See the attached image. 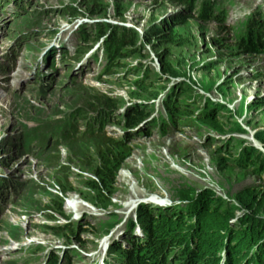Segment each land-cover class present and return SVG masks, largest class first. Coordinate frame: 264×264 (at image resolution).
Listing matches in <instances>:
<instances>
[{
    "label": "rangeland",
    "instance_id": "1",
    "mask_svg": "<svg viewBox=\"0 0 264 264\" xmlns=\"http://www.w3.org/2000/svg\"><path fill=\"white\" fill-rule=\"evenodd\" d=\"M197 1L19 0L21 10L12 0L0 1V179L6 181L0 224L8 222L0 264H44L53 254L57 264L63 259L62 264H93L97 255L84 251L102 239V227L120 203L127 204L119 218L132 214L140 201L148 203L138 195L142 192L159 195L156 204L170 197L189 204L193 199L185 196L198 191L200 199L211 191L214 208L198 219L197 230L189 229L206 254L213 250L207 242H220L223 224L232 221L236 208L264 219V51L259 50L264 9L258 6L264 0H211L199 6ZM213 2L222 5L216 10ZM244 8L253 13L247 31L239 35ZM256 24V43L242 45L240 39ZM70 29L73 37L66 36ZM51 44L65 47L54 50L62 58L49 55ZM100 44L102 60L111 50L107 63L99 51L98 62L81 66L85 52ZM100 62L103 72H98ZM170 86L177 96H167L169 89L152 101ZM180 96L176 103L166 102ZM143 102L153 103L155 115L166 113L172 127L146 119L124 134L126 122L137 114L133 109L150 115ZM167 103L174 116L168 115ZM250 130L259 148L249 146L246 156L236 160L239 145L254 141L242 134ZM30 134L34 139L25 143ZM101 154L121 159L109 189L100 181L97 189L91 186L99 179L97 168L108 180ZM75 202L80 208H72ZM123 223L115 231L118 237L124 234ZM186 238L166 246L162 264L183 261L185 251L168 262ZM248 238L238 236L244 242ZM146 257L161 264V254ZM124 261L122 253L114 254V262Z\"/></svg>",
    "mask_w": 264,
    "mask_h": 264
},
{
    "label": "trees",
    "instance_id": "2",
    "mask_svg": "<svg viewBox=\"0 0 264 264\" xmlns=\"http://www.w3.org/2000/svg\"><path fill=\"white\" fill-rule=\"evenodd\" d=\"M169 1L171 2V0H169ZM180 1L181 0H175L171 3L176 4L175 2H180ZM185 2L190 3L191 0H185ZM15 7L18 10H21V5L19 8L17 5H15ZM247 20L244 22V25H243L245 32L247 31ZM259 29H260V27L257 24L251 26L249 28L247 34L244 36V39H240L241 44L244 46L248 45L249 48H250L251 44H255L257 33H258ZM111 31H113V30L110 29V33H111ZM108 36H109V33H108ZM256 48H259V44L257 45ZM261 49H262V46L260 45L259 50H261ZM261 51H264V49H262ZM169 94H174V96H177L176 88L175 89L172 88L171 91L167 94V96ZM177 100H179L178 97L177 98L171 97V99L169 101H166V102L176 103ZM170 103H167L168 109L171 110V112H168V115L174 116L175 109L173 108V105ZM148 109H150V108H148ZM133 113H137V114L135 116H132L129 118V120L126 122L127 127H132L133 125L138 123V121L140 119H142L143 116H145L144 114H147V113L143 112V110L141 108L139 110L133 109ZM73 115L74 114H69V116L75 117ZM146 116H148V115H146ZM85 118L90 119V116L89 117L86 116ZM152 120L155 121L157 123V125H161L163 122L165 123V121H166L165 118H164V120L159 119V118H153ZM68 121L69 120H66V118H65L64 121L62 122V124L66 123V125H67ZM54 127H56L55 130L58 131L61 128V124L55 125ZM65 131L66 130H64V132ZM31 133H33V132H31ZM41 136H43V133H41ZM32 139H34V138H32L31 134L29 136H26L25 143L31 142ZM44 141H48V138H46V140H44ZM120 142L123 143L124 141H120ZM243 156L244 157L246 156L245 152H243ZM253 156L255 157V154H253ZM101 158L103 160V163H102L103 169L108 170V172H107L108 180H107V182H104V181H106V179H105L106 176L103 173L104 171H102L101 168H97L95 172H96L97 176L99 177V179L91 182V186L94 189H97L100 186H104L105 188L109 189L110 184L112 182V178H110V177L114 176L115 169L117 168V165L121 162V159L115 157L114 160H108L104 154H101ZM252 165L257 166V164L255 162H253ZM107 167H109V168H107ZM99 181H100V186L98 184ZM1 182H3V184H2V187L0 189H5L6 181L4 179H0V183ZM5 194L6 193H3V195H5ZM99 201L101 203L105 202L106 198H103V199L100 198ZM214 201H215V195L212 194L211 191H207L202 196V198H200V199L195 198L194 201L192 202L193 204L189 203L188 206H178L171 213H161V212L157 213L155 211V209H153L151 206L140 205L139 208L137 209V212L140 213V216H142L141 219L144 222V224L146 225V230L144 231L145 234L147 236L149 234H151V241L147 245L140 247L136 252H133V253L123 252V257L127 259L129 264H157V262H158L157 260L155 262H153L152 258H148L146 256L149 253H151V255L161 254L160 261L162 264L163 261L166 259V258H164L166 246L168 249L169 245H171L172 242L178 243L179 240H176L177 238H180V239H182L183 237L186 238V236L189 233V229L193 228V226L195 227V230H197L198 225H199L198 219L201 216L207 214L209 210H212L214 208ZM194 204H198V205L194 206ZM222 211L223 210H220L219 212L221 215H224L225 212H222ZM157 214L159 216H157ZM181 214H184L186 217H187V215H189V216H191V218H185L182 220L180 218ZM193 218H195V221L193 223L188 222V220H191ZM162 220L168 222V224L164 225ZM160 222H162L161 226L163 227V229L159 227ZM169 224H175L178 226L175 229H168ZM243 224H245V226H242ZM185 229H188V230L185 231ZM165 231H169V232H165ZM173 233H176V234L173 235ZM220 233H221L220 242H217L213 239H211V241H213V242H210V241L207 242V244L210 247H212L213 250L206 254L204 251H202L200 246L199 247L196 246L197 241H196V238L192 232V237L194 238V242L192 243V245L183 247L182 249H180V248L176 249L177 252H175V253H173L175 250L172 251V254L170 255V259L168 260V262H170V260L173 257L180 254L181 251H185L186 255L184 256L183 261L179 264H188L190 255H191V260H190L189 264H216L217 261H219L221 251L225 250V248L227 249V252L230 251L231 256L234 257L235 251L240 252L243 250H248V249L252 248L253 245L256 246L254 248V255H255L256 259L264 261V219L263 218H255L254 216H252L250 214H245L238 219V223L235 226H232L229 223H224L223 228H222ZM241 234H243V240L245 237L249 236L247 241L244 242L243 240L242 241L238 240V236ZM158 235H160V236H158ZM170 235H173V236H170ZM168 236H170V237L168 238ZM199 236L200 235L198 234V238H199ZM213 236H214L213 238H217V234H215ZM224 238H226L225 241H224ZM173 240H175V241H173ZM232 241H235V244L233 246H230V242H232ZM203 242H204V244L206 243L205 241H203ZM164 247H165V249L163 250ZM187 256H188V258H187ZM57 261H58V257L53 254L51 264H57ZM170 264H173V263H170Z\"/></svg>",
    "mask_w": 264,
    "mask_h": 264
},
{
    "label": "clouds",
    "instance_id": "3",
    "mask_svg": "<svg viewBox=\"0 0 264 264\" xmlns=\"http://www.w3.org/2000/svg\"><path fill=\"white\" fill-rule=\"evenodd\" d=\"M209 1H211V0L205 1L204 3H207ZM202 4H203V2H201L200 0L197 1V5L198 6L199 5H202ZM213 4H214L213 7H215L216 10H217V6L220 7L222 5L220 2H218L217 5L215 4V2H213ZM258 6L264 9V5L259 4ZM251 10L252 9H248V8L247 9L246 8L243 9V15H242V18H241L242 19V22L237 27V30H239L238 31L239 32V35L245 33V29H244L243 25H244V22L250 16H252L253 10L252 11ZM260 45L262 46V49H264V40L260 42ZM97 48L95 50L91 51V52L86 51L85 54H84V56H88L90 53L96 52L97 51ZM99 49H100L99 51H100V54H101V61L103 62V60H104V59L102 60V56H103V53H104L103 45L100 44L99 45ZM71 50H72V48H71ZM98 60L99 59H95V61H97V62H98ZM100 64H101V62H100ZM102 68H103V65L101 66V70L98 71V72H101L102 71ZM169 79L172 80L171 77ZM172 88L175 89V87L170 86L168 89L164 90V92L162 94L160 93L159 96L157 98L153 99L152 101H158L160 99V97L161 98L164 97V95H166V93H168L169 89H172ZM180 99H181V96L179 97V101H180ZM164 100L165 99H162V104H163V101ZM152 101H150V102H152ZM145 102H143V103H145ZM193 102H195V101L193 100L192 103ZM211 102H213V101H211ZM145 104H147L145 110H151V113L148 116H143L142 119H144V120H142L141 122H145L146 119L159 118V119H163L164 120V118H165L166 119L165 124L167 126H170L171 125V127H172L171 119L169 117H167L166 113H165L164 116L163 115H160V114H156L155 115L154 112H153V110H152V106L149 103H145ZM204 104H203V106H204ZM203 106H201V107H203ZM148 108H150V109H148ZM156 116H158V117H156ZM135 125H133V126H135ZM132 127H127L126 126L125 129H124V134H125L126 131H128V128L129 129H133ZM170 129H172V128H170ZM237 133H240V132H237ZM242 134H247V135L249 134L252 138H254L253 139L254 141L253 142L249 141V143H248L246 141L247 138H244V140L237 138L238 139V142L239 141H244V142L246 141V144L245 145H239V149L242 150V151H240L239 155L235 157L236 160L238 158H240V157L243 156V152L245 151V149L248 150L249 146H253L254 148H259L258 145H259L260 142L255 139V137L253 136L252 130H250L248 133H246L244 131V133H242ZM218 136H220V135H218ZM245 137H247V136H245ZM122 141L125 142L124 139H122ZM197 192L198 191H194L189 196H185V197H188V199H193L191 201L187 199L189 201V203H192L194 201V199L197 197ZM138 195H142L143 196L142 198H147L148 199V201H147L148 203H145L144 201H140L141 205H143V206H151L153 209L154 208L160 209V208H163V207H169V208H172L174 210L178 206H185L184 204L188 205L186 202L185 203L183 202L184 198H183V200H180L178 197H173V198L170 197V199H168L167 201H164V203H162V204H156L154 198L157 197V196H159V195L147 194V193H143V192L142 193H139ZM131 198H132V196L130 197V199ZM153 203L156 204V205H153ZM171 203H173V204H171ZM126 204L127 203H123V202L120 203V205H118L115 208L116 210H113L111 212L113 214L112 221H109L106 225H104L102 227V231H101L102 239L99 242L97 241L94 244V248L90 252L88 250L87 251H84L85 252L84 254L87 255V256L97 255V259L94 260V263L95 264H117V262H114V254H116V253H122V257H123V252H127V253L136 252L140 247L147 245L151 241V234H149L147 236L145 234V232H144L146 230V225L142 221V219H141L142 216H140V213L137 212V209L139 207L138 208H135V209L132 208V209L128 210V212H129V211H132L134 209L131 212L132 214H130V215L126 216V217H123V218H119V216L122 215V214L119 213V211ZM135 206H137V204ZM235 211H236V213H235ZM235 211L233 212L234 216H233L232 221H230V219L232 217H230V219L228 220V223L231 224L232 226L237 225L238 219L240 217H242L245 214L251 213L250 210H248L247 208H243V207L236 208ZM158 212H160V211H158ZM239 212H241V213L238 214ZM157 216H159V215L157 214ZM255 218H257V217H255ZM96 219H97V222H98L99 220H101V217L100 218H96ZM194 221H195V218L191 219V223H193ZM122 223L125 224L124 230L122 232L124 234L121 235L120 237H118L117 234H115V231H116L117 227L119 225H121ZM245 224H243L242 226H245ZM177 226L178 225H175L174 228H177ZM168 229H171V228L169 227ZM188 234H189V236L186 238V242L180 247V249H182L183 247H185V245H192V243L194 242V238L192 237L191 231H189ZM225 240H226V238H224V241ZM175 243H177V242H175ZM234 244H235V241L230 242V246H233ZM101 246H102V248L105 251L104 256H101L100 253H99V250H100ZM255 247L256 246L253 245V247L250 248V249H248V250H243V251H240V252L235 251V256L234 257H232L230 251L227 252V249L224 247L225 250H222L221 251L219 261H217L216 264H264L263 263L264 261H261V260H257L256 259L255 255H254V248ZM88 252H89V254H88ZM175 252H177V250H175L173 253H175ZM124 259H125L124 264H129L128 261H127V259L126 258H124Z\"/></svg>",
    "mask_w": 264,
    "mask_h": 264
},
{
    "label": "bare ground",
    "instance_id": "4",
    "mask_svg": "<svg viewBox=\"0 0 264 264\" xmlns=\"http://www.w3.org/2000/svg\"><path fill=\"white\" fill-rule=\"evenodd\" d=\"M1 1V0H0ZM6 1H8V0H6ZM201 2H205V1H208V0H200ZM12 4H14L15 3V5H17L18 6V8L20 7V3H19V0H12V2H11ZM175 5V4H174ZM1 7V6H0ZM195 9L197 8V6H195L194 7ZM1 12H4V9L1 11ZM233 22V21H232ZM69 27H66L65 29H68ZM72 29H78V28H72ZM74 32H75V30H74ZM66 36L67 37H73L74 35H73V32H72V30L70 29L69 31H68V33L66 34ZM106 40V39H105ZM55 48H57V49H59V51H61V49H63V48H65V47H62V46H59V45H56V44H51L50 45V52L51 53H49V55L50 56H53L54 54L57 56V57H63L62 56V54H59V53H55L54 52V50H55ZM70 50V49H69ZM99 47L97 48V51L96 52H99ZM63 52V51H62ZM65 54H68V52H65ZM112 53H111V50L108 52V54L106 55V57L104 58V60H103V62L102 63H104V62H106L107 63V58L109 57V55H111ZM97 55H96V53L94 52V53H91V54H89L88 56H86L85 57V62L83 63V64H80L81 66H88V65H92V64H90L92 61H95V58L94 57H96ZM28 56H27V53L26 54H24L23 55V59H25V58H27ZM95 63H96V61H95ZM101 63V64H102ZM100 64V67H98V71L99 70H101V65ZM104 70H102L101 72H103ZM24 73H26V71H23ZM23 72L21 73V71L19 72V75H23ZM21 79V78H20ZM0 96H1V94H0ZM151 106L153 107V103L151 104ZM3 113V112H2ZM3 127V124L1 125V127L0 128H2ZM2 130V129H1ZM3 131V130H2ZM150 145H152V143L150 144ZM170 150V146L168 147V151ZM196 155V154H195ZM165 167H167V165H165L164 167L162 166V168H165ZM159 168V167H158ZM165 171H169L170 169H169V167L168 168H166V169H164ZM123 172V171H122ZM124 178H126L127 179V177H125L124 176ZM130 180V179H129ZM1 186H0V188L2 187V184H0ZM1 190V189H0ZM135 193H138V192H135ZM138 197L139 196H136V197H133L132 196V198L131 199H133V198H136V200L138 199ZM136 200H132V201H130L129 202V204H128V206L130 207V206H132L131 204L132 203H134ZM70 203H73V201L72 202H70ZM78 203L77 202H75L73 205V207L72 208H75V207H79L80 208V206H78L77 205ZM158 204V203H157ZM80 205V204H79ZM76 209V208H75ZM5 218V217H4ZM3 224H0V243H3V242H5V237H4V235H3V230L5 229V225H7L8 224V222L6 221V222H2ZM8 227V226H7ZM103 246V245H102ZM102 246H101V251H100V255L101 256H104V254H105V251H104V249L102 248ZM120 254V253H119ZM64 256V254H60L59 255V257H60V261H61V259H62V257ZM120 258V257H119ZM51 260H52V255L51 256H49L48 257V260L45 262V263H47V264H51ZM63 260H65V259H63ZM63 260H62V263H63ZM57 262H59V261H57ZM44 263V264H45ZM61 263V264H62ZM123 263V262H122ZM94 264V263H93Z\"/></svg>",
    "mask_w": 264,
    "mask_h": 264
},
{
    "label": "water",
    "instance_id": "5",
    "mask_svg": "<svg viewBox=\"0 0 264 264\" xmlns=\"http://www.w3.org/2000/svg\"><path fill=\"white\" fill-rule=\"evenodd\" d=\"M142 120H144V119H140V121L135 126H133L132 128L140 126V124L142 123L141 122Z\"/></svg>",
    "mask_w": 264,
    "mask_h": 264
}]
</instances>
